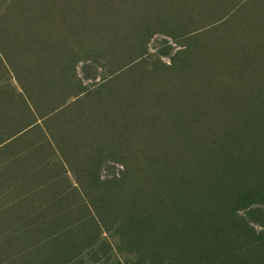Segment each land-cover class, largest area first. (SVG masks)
<instances>
[{"label":"rangeland","instance_id":"obj_1","mask_svg":"<svg viewBox=\"0 0 264 264\" xmlns=\"http://www.w3.org/2000/svg\"><path fill=\"white\" fill-rule=\"evenodd\" d=\"M263 90L264 0H0V264H264Z\"/></svg>","mask_w":264,"mask_h":264},{"label":"bare ground","instance_id":"obj_2","mask_svg":"<svg viewBox=\"0 0 264 264\" xmlns=\"http://www.w3.org/2000/svg\"><path fill=\"white\" fill-rule=\"evenodd\" d=\"M46 2H47V0H46ZM48 2H49V1H48ZM121 2H122V0H121ZM115 3H116V2H115ZM119 3H120V2H119ZM119 3H118V4H119ZM121 4H123V3H121ZM104 6H105V5H104ZM125 6H126V5H125ZM128 6H129V5H128ZM130 6H131V5H130ZM127 8H128V7H127ZM66 9H67V8H66ZM98 9H99V8H98ZM137 9H138V8H137ZM53 10H54V9H53ZM67 10H68V9H67ZM123 10H124V9H123ZM127 10H129V9H127ZM55 12H56V11H55ZM121 12H122V11H121ZM55 15H56V14H55ZM125 15H126V14H125ZM128 16H129V15H128ZM125 18H127V15L125 16ZM78 20H79V19H78ZM110 20H111V19H110ZM113 20H114V18H113ZM118 20L121 21V18L118 19ZM94 21H95V20H94ZM122 21H123V20H122ZM122 21H121V22H122ZM111 22H112V21H111ZM253 23H254V22H253ZM262 24H263V23H262ZM46 25H47V24H46ZM62 26H63V25H62ZM92 26H93V25H92ZM251 26H252V25H251ZM78 27H79V26H78ZM122 27H123V26H122ZM63 29H64V27H63ZM255 29H256V28H255ZM261 29H262V28H261ZM65 30H66V29H65ZM121 30H122V29H121ZM252 30H253V29H252ZM117 32H118V30H117ZM66 33H67V32H66ZM254 33H255V32H254ZM262 33H263V32H262ZM249 34H250V33H249ZM256 34H258V33H256ZM260 34H261V33H260ZM262 36H263V35H262ZM64 37H65V36H64ZM68 37H69V36H68ZM70 37H71V36H70ZM261 39H262V38H261ZM257 40H258V39H257ZM227 49H228V48H227ZM260 56H261V55H260ZM239 60H240V59H239ZM227 63H228V62H227ZM240 63H241V62H240ZM237 71H238V70H237ZM249 76H250V75H249ZM258 76H259V75H258ZM256 77H257V76H256ZM260 77H261V75H260ZM223 79H224V78H223ZM249 79H250V77H249ZM255 79H258V78H255ZM230 80H231V79H230ZM246 80H247V79H246ZM228 82H229V81H228ZM261 82H262V81H261ZM249 83H250V82H249ZM259 83H260V82H259ZM259 83H258V84H259ZM256 84H257V83H256ZM229 85H230V84H229ZM231 85H232V84H231ZM238 85H239V84H238ZM250 85H251V84H250ZM262 85H263V84H262ZM256 86H258V85H256ZM248 87H249V86H248ZM258 87H259V86H258ZM258 87H257V88H258ZM251 88H252V86H251ZM259 88H260V87H259ZM216 89H217V88H216ZM248 89H249V88H248ZM222 90H223V89H222ZM261 90H262V89H261ZM229 91H230V89H229ZM243 91H244V90H243ZM254 91H255V90H254ZM254 91H253V92H254ZM263 91H264V90H263ZM209 92H210V91H209ZM253 92H252V93H253ZM193 93H194V92H193ZM205 93H206V91H205ZM240 93H241V92H239L238 95H241ZM255 93H256V92H255ZM217 94H218V93H217ZM244 94H246V93H244ZM222 95H223V94H222ZM253 95H254V94H253ZM261 95H263V94H261ZM244 96H246V95H244ZM251 96H252V95H251ZM256 96H257V95H256ZM247 97H250V94H249V96L247 95ZM252 97H253V96H252ZM252 97H251V98H252ZM255 98H256V97H255ZM259 98H260V97H259ZM262 98H263V97H262ZM230 99H231V98H230ZM219 100H220V99H219ZM241 100H243V98H242ZM263 100H264V99H263ZM187 101H188V100H187ZM191 101H192V100H191ZM249 101H250V100H249ZM251 101H252V100H251ZM225 102H226V101H225ZM260 102H261V101H260ZM263 102H264V101H263ZM215 103H216V102H215ZM249 103H250V102H249ZM262 104H263V103H262ZM190 105H192V104H190ZM211 106H212V105H211ZM213 106H214V105H213ZM239 106H240V105H239ZM256 106H257V105H254V107H256ZM231 107H232V106H231ZM241 107H242V106H241ZM241 107H239V108L241 109ZM243 107H245V106H243ZM249 107H250V106H249ZM257 107H258V106H257ZM227 108H228V107H227ZM247 108H248V107H247ZM250 108H251V107H250ZM214 109H215V108H214ZM263 109H264V107H263ZM232 110H233V109H232ZM247 110H248V109H247ZM204 111H205V110H204ZM209 111H210V110H209ZM259 111L261 112V110H259ZM262 111H264V110H262ZM224 112H225V111H224ZM229 112H230V111H229ZM232 112H233V111H232ZM234 112H235V111H234ZM248 112H249V111H248ZM260 112H259V113H260ZM240 113H241V112H240ZM261 113H262V112H261ZM213 114H214V113H213ZM222 114H223V113H222ZM231 115H232V114H231ZM212 116H213V115H212ZM212 116H211V117H212ZM236 116H237V115H236ZM241 116H242V115H241ZM241 116H239V117H241ZM261 116H263V115L261 114ZM195 118H196V117H195ZM232 118H233V116H232ZM245 118H246V117H245ZM245 118H244V119H245ZM252 118H253V117H252ZM187 119H188V118H187ZM193 119H194V118H193ZM204 119H205V118H204ZM204 119H203L202 121H204ZM248 119H250V117H249ZM253 119H254V118H253ZM253 119H252V120H253ZM180 120H181V119H180ZM235 120H236V118H235ZM250 120H251V119H250ZM256 120H257V119L254 120L255 122L253 121V122H254L253 125L256 123ZM262 120H263V119H262ZM262 120H261V121L258 120V122H262ZM189 121H190V120H189ZM206 121H207V120H206ZM218 121H220V120H218ZM233 121H234V120H233ZM238 121H239V120H238ZM243 121H244V120H243ZM246 121H247V120H246ZM246 121H244V122H246ZM166 122H167V121H166ZM190 122H192V121H190ZM247 122H250V121H247ZM170 123H172V122H170ZM182 123H183V122H181V124H182ZM206 123H207V122H206ZM212 123H213V122H212ZM224 123H225V122H224ZM241 123H242V121H241ZM241 123H240V124H241ZM263 123H264V121H263ZM191 124H192V123H190V125H191ZM237 124H238V123H237ZM237 124H236V125H237ZM245 124H246V123H245ZM245 124H243V125H245ZM256 124H257V123H256ZM179 125H180V124H179ZM192 125H193V124H192ZM195 125H196V124H195ZM231 125H232V124H231ZM249 125L251 126V122H250ZM253 125H252V128H253L254 126H256V125H254V126H253ZM259 125H261V124H258V126H259ZM262 125H263V124H262ZM157 126H159V125H157ZM176 126H177V125H176ZM240 126L242 127V124H241ZM247 126H248V124H247ZM228 128H230V127H228ZM237 128H238L239 130H241V128H239L238 126H237ZM242 128H244V127H242ZM255 128H256V127H255ZM257 128H258V127H257ZM257 128H256V130H258ZM173 129H174V128H173ZM211 129H212V128H211ZM232 129H235V127H234V128L232 127ZM253 129H254V128H253ZM175 130H177V129H175ZM178 130H179V129H178ZM221 130H222V129H221ZM242 130H243V129H242ZM242 130H241V131H242ZM245 130H246V128H245ZM254 130H255V129H254ZM256 130H255V132L257 133ZM259 130H260V129H259ZM159 131H160V130H159ZM179 131H181V130H179ZM226 131H227V130H226ZM230 131H231V130H230ZM241 131H240V133H242ZM243 131H244V130H243ZM252 131H253V130H252ZM227 132L229 133V130H228ZM234 132H235V131H234ZM234 132L231 131L230 133H233V135H234ZM237 132L239 133V131H237ZM260 132H261V131H260ZM260 132H259V133H260ZM182 133H183V132H182ZM199 133H200V132H199ZM235 133H236V132H235ZM245 133H246V132H245ZM245 133H244V135L246 136ZM249 133H250V131H249ZM261 133L264 134L263 132H261ZM226 134H227V133H226ZM184 135H185V133H184ZM208 135H209V134H208ZM212 135H213V134H212ZM247 135H248V133H247ZM253 135H254V134H253ZM256 135H257V134H256ZM260 135H261V134H260ZM260 135H259V137H260ZM186 136H187V135H186ZM209 136H210V135H209ZM214 136H215V135H214ZM222 136H223V135H222ZM245 136H244V137H245ZM262 136H263V135H262ZM262 136H261V137H262ZM173 137H174V136H173ZM187 137H188V136H187ZM196 137H197V135H196ZM223 137H224V136H223ZM228 137H229V134H228ZM228 137H227V138H228ZM237 137H238V136H237ZM244 137H243V139H244ZM251 137H252V136H251ZM263 137H264V136H263ZM210 138H211V137H210ZM224 138H225V137H224ZM247 138H248V137H247ZM256 138H257V137H256ZM182 139H184V138H182ZM205 139H207V138L205 137ZM205 139H204V141H205ZM218 139H219V138H218ZM220 139H221V137H220ZM232 139H233V138H232ZM235 139H236V137H235ZM238 139H240V137H238ZM241 139H242V137H241ZM216 140H217V139H216ZM224 140L226 141V139H224ZM230 140H231V139H230ZM230 140H229V143H230ZM252 140H253V139H252ZM259 140H260V138H259ZM259 140H258V141H259ZM263 140H264V138H263ZM232 141H233V140H231V142H232ZM241 141H242V140H241ZM247 141H248V140H247ZM258 141H257V142H258ZM183 142H184V141H183ZM218 142H219V141H218ZM226 142H227V141H226ZM233 142H234V141H233ZM242 142H244V141H242ZM250 142H251V141H250ZM257 142H256V143H257ZM261 142H263V141L261 140ZM164 143H165V142H164ZM193 143H194V142H192V144H193ZM204 143H205V142H204ZM234 143H235V142H234ZM240 143H241V142H240ZM253 143H254V142L252 141V146H253ZM232 144H233V143H232ZM243 144H244V143H243ZM247 144H248V143H247ZM247 144H246V145H247ZM249 144H250V143H249ZM259 144H260V143H259ZM261 144H262V143H261ZM182 145H183V144H182ZM189 145H190V144H189ZM199 145H200V144H199ZM220 145H221V144H220ZM224 145H225V144H224ZM226 145H227V144H226ZM235 145H236V144H235ZM239 145H240V144H239ZM254 145H255V143H254ZM262 145H263V144H262ZM262 145H261V147H262ZM218 146H219V145L216 146V150H218V149H217ZM255 146L258 147V145H255ZM255 146H254V147H255ZM195 147H196V146H195ZM201 147H202V146H201ZM232 147L235 148V146H233V145H232ZM232 147H231V148H232ZM236 147H237V146H236ZM245 147H246V146H245ZM247 147H251V146H247ZM261 147H260V148H261ZM189 148H190V146H189ZM193 148H194V144H193ZM209 148H210V147H209ZM224 148H225V146H224ZM228 148H229V147H228ZM228 148H227V149H228ZM234 148H232L231 150H234ZM238 148H239V147H238ZM238 148H235V150H236V149L239 150ZM241 148H244V146L241 147ZM258 148H259V147H258ZM258 148H257V149H258ZM199 149H200V148H199ZM202 149H203V147H202ZM219 149H220V148H219ZM225 149H226V148H225ZM246 149H247V148H245V149H243V150H246ZM250 149H251V148H250ZM253 149H255V148H253ZM257 149H256V151H257ZM208 150H209V149H208ZM223 150H224V149H223ZM235 150H234V151H235ZM261 150H263V148H262ZM190 151H191V150H190ZM197 151H198V150H197ZM197 151H196V152H197ZM201 151H203V150H201ZM205 151H207V150H205ZM218 151H219V150H218ZM229 151H230V148H229ZM234 151H230V152H233V153H234ZM240 151H241V150H240ZM240 151H239V152H240ZM253 151H255V150H253ZM164 152H165V151H164ZM191 152H193V151H191ZM196 152H195V153H196ZM208 152H210V151H208ZM214 152H216V154H218L217 151H214ZM226 152H227V151H225V153H226ZM242 152H243V151H242ZM247 152L249 153V156H250L249 149H248ZM247 152H246V153H247ZM260 152H264V151H260ZM195 153H194V154H195ZM225 153H224V154H225ZM237 153H238V152H237ZM246 153H244V154H246ZM205 154H206V153H205ZM212 154H213V153H212V151H211V155H212ZM219 154H220V153H219ZM222 154H223V151H221V154H220V155H222ZM224 154H223V156H224ZM231 154H232V153H231ZM231 154H229V155H231ZM241 154H242V153H241ZM180 155H181V154H180ZM182 155H183V154H182ZM192 155H193V154H192ZM208 155H210V154H208ZM220 155H219V157H221ZM236 155H237V154H236ZM236 155H235V156H236ZM238 155H239V154H238ZM256 155H257V153H256ZM260 155H263L262 158H264V154H263V153H260ZM202 156L204 157V155H202ZM184 157H185V156H184ZM195 157H197L196 154H195ZM199 157H200V156H199ZM199 157H198V158H199ZM214 157H215V155H214ZM214 157H213V158H214ZM227 157H228V155H227ZM229 157H230V156H229ZM237 157H240V156H237ZM251 157H253L252 154H251ZM254 157H255V154H254ZM201 158H202V157H201ZM211 158H212V157H211ZM211 158H210V159H211ZM232 158H233V157H232ZM234 158H235V157H234ZM240 158H241V157H240ZM240 158H239V159H240ZM244 158H245V157H244ZM257 158H258V157H257ZM195 159H196V158H195ZM215 159H216V158H215ZM224 159H225V158H224ZM236 159H237V158H236ZM242 159H243V158H242ZM242 159H240V160H242ZM249 159H250V158H249ZM254 159L257 161L256 158H254ZM259 159H260V158H258V160H259ZM230 160H231V158H230ZM230 160H229V161H230ZM237 160H238V159H237ZM246 160H247V159H246ZM158 161H159V160H158ZM169 161H170V160H169ZM179 161H180V160H178L177 163H179ZM193 161H194V160H193ZM233 161H235L234 164L236 165V163H237L236 160H233ZM262 161H263V160H262ZM159 162H160V161H159ZM171 162H172V161H171ZM190 162H191V160H190ZM195 162H197V159H196ZM243 162H244V161H243ZM252 162H254V161H252ZM259 162H261V161H259ZM209 164H210V163H209ZM213 164H214V163H213ZM228 164H229V166H230V163H228ZM228 164H226V166H228ZM231 164H232V163H231ZM244 164H245V163H244ZM250 164H251V163H250ZM148 165H149V163H148ZM185 165H186V164H185ZM223 165H224V163H223ZM248 165H249V164H248ZM254 165H255V164H254ZM256 165H257V164H256ZM181 166H182V165H181ZM194 166H195V165H194ZM199 166H200V165H199ZM201 166H202V165H201ZM224 166H225V165H224ZM239 166H241V164H240ZM242 166H243V165H242ZM246 166H247V165H246ZM246 166H245V167H246ZM262 166L264 167L263 164H262ZM188 167H189V165H188ZM196 167H197V166H196ZM212 167H213V166H212ZM220 167H221V165H220ZM234 167H235V166H234ZM259 167H261V165H259ZM157 168H158V167H157ZM226 168H228V167H226ZM236 168H237V166H236ZM257 168H258V167H257ZM176 169H177V168H176ZM190 169H191V167H190ZM193 169H194V168H193ZM195 169H196V168H195ZM197 169H198V168H197ZM218 169H219V168H218ZM223 169H224V167H223ZM228 169H229V168H228ZM230 169H232V168H230ZM252 169H253V168H252ZM188 170H189V169H188ZM219 170H222V169H219ZM219 170H218V171H219ZM233 170H234V169H233ZM233 170H230V171L233 172ZM256 170H257V171H258V170L261 171L260 174H261V173L264 174V173L262 172L264 169H263V170H262V169H256ZM256 170H254V171H256ZM168 171H170V170H168ZM173 171H174V170H173ZM184 171H185V170H184ZM189 171H190V170H189ZM195 171H197V170H195ZM201 171H202V170H201ZM201 171H200V172H201ZM205 171H206V170H205ZM208 171H209V170H208ZM239 171H240V170H239ZM245 171H246V170H245ZM148 172H149V171H148ZM165 172L167 173V170H166ZM175 172H176V171H175ZM177 172H178V171H177ZM187 172H188V171H187ZM198 172H199V171H198ZM202 172H204V171H202ZM224 172H225V171H224ZM246 172L249 173L248 171H246ZM154 173H155V172H154ZM205 173H206V172H205ZM220 173H221V172H219V174H220ZM227 173H228V172H227ZM227 173H226V174H227ZM239 173H240V172H239ZM255 173H256V172H255ZM170 174H171V173H170ZM188 174H189V173H188ZM212 174H213V173H212ZM228 174H229V173H228ZM244 174H245V173H244ZM252 174H253V173H252ZM150 175H151V174H150ZM176 175H177V174H176ZM176 175H175V176H176ZM197 175L199 176V174H197ZM215 175H216V174H215ZM215 175H214V176H215ZM233 175H234V174H233ZM247 175H248V174H247ZM156 176H157V175H156ZM171 176H172V175H171ZM177 176H178V175H177ZM192 176H194V174H193ZM192 176H191V177H192ZM198 176H197V177H198ZM227 176H228V175H227ZM229 176H232V175L229 174ZM229 176H228V177H229ZM234 176L236 177V176H240V175H234ZM251 176H253V175H251ZM256 176H257V174H256ZM263 176H264V175H263ZM202 177H203V176H202ZM218 177L220 178V175H219ZM221 177H222V176H221ZM228 177L226 178V180L228 179ZM235 177H231V180H230V181H232V178H235ZM242 177L244 178V176H242ZM254 177H255V176H254ZM178 178H179V176H178ZM189 178H190V176H189ZM209 178H210V177H209ZM215 178H216V176H215ZM215 178H214V179H215ZM236 178H237V177H236ZM236 178H235V179H236ZM239 178H241V176H240ZM251 178H253V177H251ZM255 178H256V177H255ZM259 178H260V176H259ZM261 178L264 179V177H261ZM212 179H213V178H212ZM222 179H224V178H222ZM241 179H242V178H241ZM241 179H240V180H241ZM248 179H250V177H249ZM263 179H260V180H263ZM206 180H207V179H206ZM210 180H211V179H210ZM215 180H219V179L216 178ZM220 180H221V179H220ZM220 180H219V181H220ZM237 180H238V179H237ZM254 180H256L257 183L260 181V180L258 181V178H257V179H254ZM168 181H169V180H168ZM179 181H180V180H179ZM190 181H191V180H190ZM198 181H199V179H198ZM202 181H203V180H202ZM212 181H213V180H212ZM222 181H223V180H222ZM224 181H225V179H224ZM241 181H242V180H241ZM241 181H238V183L241 182ZM245 181H247V179H245ZM245 181H243L242 183H244ZM249 181H250V180H249ZM154 182H155V181H154ZM207 182H208V181H207ZM207 182H206V183H207ZM215 182H216V181H213V184H215ZM228 182H229V179H228ZM234 182L237 183L236 181H233V183H234ZM252 182H253V181H252ZM256 182H255V184H256ZM182 183H183V182H182ZM218 183H219V182H218ZM222 183H223V182H222ZM226 183H227V182H226ZM231 183H232V182H231ZM231 183L229 182V183L226 184V185H229V184L231 185ZM246 183H247V182H246ZM246 183H245V184H246ZM250 183H251V181H250ZM148 184H149V183H148ZM219 184H220V183H219ZM224 184H225V183H224ZM144 185H145V184H144ZM144 185H143V186H144ZM155 185H156V187H158L156 183H155ZM179 185H180V184H179ZM197 185H198V183H197ZM207 185H209V184H206V187H208ZM210 185H211V184H210ZM217 185H218V184H217ZM217 185H216V186H217ZM221 185L223 186V184H221ZM232 185H233V184H232ZM241 185H242V184H241ZM246 185H247V184H246ZM185 186H186V185H185ZM202 186H203V184H202ZM216 186H214V187L216 188ZM218 186H219V185H218ZM236 186H237V185H236ZM167 187H168V186H167ZM186 187H187V186H186ZM196 187H197V186H196ZM196 187H195V188H196ZM204 187H205V186H204ZM224 187H225V185H224ZM158 188H159V187H158ZM170 188H171V187H170ZM178 188H179V187H178ZM191 188L194 189V187H193L192 184H191ZM217 188H218V187H217ZM219 188H223V187H219ZM219 188H218V189H219ZM186 189H187V188H186ZM204 189H207V188H204ZM177 190H178V189H176L175 191H177ZM179 190H180V189H179ZM188 190H189V189H188ZM219 190H222V189H219ZM189 191H192V190L190 189ZM196 191H198V190H196ZM200 191H201V190H200ZM167 192H168V191H167ZM171 192H172V191H171ZM205 192H206V191H205ZM176 193H177V192H176ZM176 193H174V194H176ZM193 193H194V192H193ZM198 193H200V192L198 191ZM201 193H202V191H201ZM174 194H173V195H174ZM180 194H181V193H180ZM187 195H189V194H187ZM190 195H191V194H190ZM192 195H193V194H192ZM201 195H203V193H202ZM153 196H154V195H153ZM196 196H197V194H196ZM191 197H192V196H191ZM198 197H199V195H198ZM175 198H176V197H175ZM179 198H181V197H179ZM183 198H184V197H183ZM195 198H196V197H193V199H195ZM193 199H192V200H193ZM201 199H202V198H201ZM205 199H206V198H205ZM166 201H167V200H166ZM169 201H170V200H169ZM179 201H180V199H179ZM189 201H190V203H191V200H189ZM195 201H196V200H193V202H195ZM205 201H206V200H205ZM163 202H164V201H163ZM197 202H198V199H197ZM203 202H204V201H203ZM159 203H160V202H159ZM159 203H157V204L159 205ZM164 203H165V202H164ZM174 203H176V202H174ZM190 203H189V204H190ZM195 203H196V202H195ZM179 204H180V203H179ZM187 204H188V203H187ZM205 204H207V202H205ZM158 205H157V206H158ZM184 205H185V204H184ZM193 205L195 206V204H193ZM193 205H192V206H193ZM196 205L198 206V204H196ZM201 205H202V200H201ZM190 206H191V205H190ZM161 207H164V205H161ZM172 207H173V206H172ZM176 207H177V206H176ZM187 207H188V206H187ZM195 207H196V206H195ZM195 207H194V208H195ZM203 207L205 208L206 206H203ZM203 207H202V208H203ZM158 208H159V207H158ZM174 208H175V207H174ZM174 208H173V209H174ZM185 208H186V207H185ZM188 208H189V207H188ZM198 208H199V206H198ZM200 208H201V207H200ZM167 209H168V208H167ZM171 209H172V208H171ZM171 209H170L169 211H171ZM178 209H179V208H178ZM207 209H208V208H207ZM157 210H158V209H157ZM195 210H198V209H195ZM199 210H200V209H199ZM172 211H173V210H172ZM174 211H175V210H174ZM174 211H173V212H174ZM176 211L178 212V210H176ZM176 211H175V212H176ZM189 211H191V210H189ZM192 211H193V210H192ZM202 211H203V210H202ZM156 212H157V211H156ZM179 212H180V211H179ZM194 212H196V211H194ZM197 212H198V211H197ZM197 212H196V213H197ZM205 212L207 213L208 211H205ZM153 213H155V212H153ZM180 213H182V212H180ZM180 213H179V215H180ZM196 213H195V214H196ZM201 213H202V212H201ZM187 214H188V213H187ZM191 214L193 215L194 213L191 212ZM191 214H190L188 217H190ZM202 214H204V213H202ZM160 215H161V214H160ZM168 215H169V212H168ZM196 215H197V214H196ZM196 215H194L193 218H195ZM198 215H199V214H198ZM174 217L176 218V215H174ZM184 217H185V216H184ZM184 217H183V218H184ZM186 217H187V216H186ZM178 218H179V217H178ZM178 218H177V220H178ZM190 218H191V217H190ZM198 218H199V217H196L195 219L197 220ZM179 219H180V218H179ZM191 220H193V219H191ZM178 221H179V220H178ZM181 221H182V220H181ZM183 221L186 222V221H189V220H186V219H185V220H183ZM191 222H192V221H191ZM195 226H197V227H195L196 229H194L193 232H194L195 230H197V228L200 227V226L198 227V225H196V224H195ZM192 228H193V227H192ZM192 228H191V229H192ZM199 230H200V229H199ZM199 230H198V231H199ZM194 236H195V235H194ZM196 236H197V235H196Z\"/></svg>","mask_w":264,"mask_h":264}]
</instances>
